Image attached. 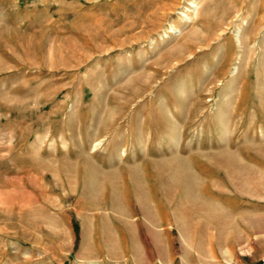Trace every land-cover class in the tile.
<instances>
[{"label": "rangeland", "instance_id": "rangeland-1", "mask_svg": "<svg viewBox=\"0 0 264 264\" xmlns=\"http://www.w3.org/2000/svg\"><path fill=\"white\" fill-rule=\"evenodd\" d=\"M251 246L264 0H0V264H243Z\"/></svg>", "mask_w": 264, "mask_h": 264}, {"label": "crops", "instance_id": "crops-1", "mask_svg": "<svg viewBox=\"0 0 264 264\" xmlns=\"http://www.w3.org/2000/svg\"><path fill=\"white\" fill-rule=\"evenodd\" d=\"M259 233H261V232H258L256 230H253L249 234L250 235L253 234L254 236H256ZM245 234L248 235L247 232H245ZM251 249H253V251L249 254V256H246V257L243 258V260H244V263L243 264H252L255 260H257L262 255V251L259 248H254L253 246H251Z\"/></svg>", "mask_w": 264, "mask_h": 264}, {"label": "built area", "instance_id": "built-area-1", "mask_svg": "<svg viewBox=\"0 0 264 264\" xmlns=\"http://www.w3.org/2000/svg\"><path fill=\"white\" fill-rule=\"evenodd\" d=\"M252 264H264V256H260L257 260H255Z\"/></svg>", "mask_w": 264, "mask_h": 264}, {"label": "bare ground", "instance_id": "bare-ground-1", "mask_svg": "<svg viewBox=\"0 0 264 264\" xmlns=\"http://www.w3.org/2000/svg\"><path fill=\"white\" fill-rule=\"evenodd\" d=\"M191 5H192V4H191ZM186 16H187V15H186ZM97 144H98V143L96 142L94 146H96ZM92 148H93V147H92ZM94 149H95V148H93V150H94ZM91 151H92V149H91Z\"/></svg>", "mask_w": 264, "mask_h": 264}]
</instances>
